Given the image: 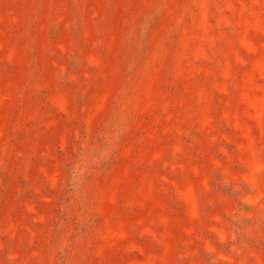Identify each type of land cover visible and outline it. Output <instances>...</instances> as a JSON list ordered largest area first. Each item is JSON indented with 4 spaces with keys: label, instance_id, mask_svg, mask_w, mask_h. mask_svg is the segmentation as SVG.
Returning a JSON list of instances; mask_svg holds the SVG:
<instances>
[{
    "label": "rangeland",
    "instance_id": "rangeland-1",
    "mask_svg": "<svg viewBox=\"0 0 264 264\" xmlns=\"http://www.w3.org/2000/svg\"><path fill=\"white\" fill-rule=\"evenodd\" d=\"M0 264H264V0H0Z\"/></svg>",
    "mask_w": 264,
    "mask_h": 264
}]
</instances>
